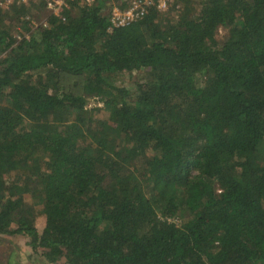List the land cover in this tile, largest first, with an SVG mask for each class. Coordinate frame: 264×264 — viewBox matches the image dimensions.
I'll return each mask as SVG.
<instances>
[{
  "label": "trees",
  "instance_id": "16d2710c",
  "mask_svg": "<svg viewBox=\"0 0 264 264\" xmlns=\"http://www.w3.org/2000/svg\"><path fill=\"white\" fill-rule=\"evenodd\" d=\"M132 1L0 0V238L42 264H264V0L112 25Z\"/></svg>",
  "mask_w": 264,
  "mask_h": 264
},
{
  "label": "rangeland",
  "instance_id": "374dc122",
  "mask_svg": "<svg viewBox=\"0 0 264 264\" xmlns=\"http://www.w3.org/2000/svg\"><path fill=\"white\" fill-rule=\"evenodd\" d=\"M172 0H170L171 2ZM49 14V11L43 9V8H35L31 9V11L26 14V16H22L21 19H31L33 27L40 23V21L46 19L47 15ZM20 26L17 24L16 30H19ZM226 30L220 28L217 32L218 39H222V37L225 35ZM140 76V73L138 72H132L130 74H123L120 79L118 80V83L120 81L121 84L130 85L129 83L134 82L137 77ZM69 84V83H68ZM87 104L86 107L88 109H91L93 107H102V103L98 102L96 99L89 97L87 98ZM99 115L106 117L108 113L102 109V111L99 112ZM27 201L29 203H32V200L30 198V195H26ZM38 207V206H37ZM172 221H174L177 224L181 223V219L175 218ZM43 219L41 217L37 218V227L40 230V227L42 225ZM0 239H3V241H0V264H42L40 258H38L39 255L32 254L30 246L26 245V238H23L22 236H16V237H10L5 236ZM17 249V252H13ZM30 257L29 259L27 257ZM32 258V259H31ZM33 259H37V261H32Z\"/></svg>",
  "mask_w": 264,
  "mask_h": 264
},
{
  "label": "built area",
  "instance_id": "2783aa9c",
  "mask_svg": "<svg viewBox=\"0 0 264 264\" xmlns=\"http://www.w3.org/2000/svg\"><path fill=\"white\" fill-rule=\"evenodd\" d=\"M16 1L17 3H22L27 0H4L3 6ZM75 0H43L45 9L49 10L50 13L56 15L57 17L64 19L63 12L69 8V2ZM83 3L90 5L93 0H79ZM1 4V3H0ZM149 5L147 1L135 0L132 1L129 6L123 10L119 9L118 6L113 5L111 7L110 22L112 25H122L128 23L134 19L140 18L144 15L146 7ZM159 9H165V3L162 1L158 5Z\"/></svg>",
  "mask_w": 264,
  "mask_h": 264
}]
</instances>
